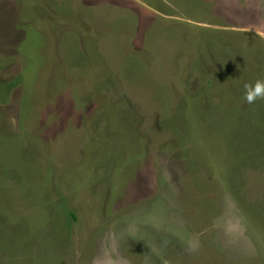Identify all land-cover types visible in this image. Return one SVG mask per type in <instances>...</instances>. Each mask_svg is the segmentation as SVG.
I'll return each mask as SVG.
<instances>
[{
    "label": "rangeland",
    "instance_id": "obj_1",
    "mask_svg": "<svg viewBox=\"0 0 264 264\" xmlns=\"http://www.w3.org/2000/svg\"><path fill=\"white\" fill-rule=\"evenodd\" d=\"M257 79L264 0H0V264H264Z\"/></svg>",
    "mask_w": 264,
    "mask_h": 264
},
{
    "label": "clouds",
    "instance_id": "obj_2",
    "mask_svg": "<svg viewBox=\"0 0 264 264\" xmlns=\"http://www.w3.org/2000/svg\"><path fill=\"white\" fill-rule=\"evenodd\" d=\"M242 99L248 104H254L258 100H264V79H257L254 83L244 84Z\"/></svg>",
    "mask_w": 264,
    "mask_h": 264
},
{
    "label": "trees",
    "instance_id": "obj_3",
    "mask_svg": "<svg viewBox=\"0 0 264 264\" xmlns=\"http://www.w3.org/2000/svg\"><path fill=\"white\" fill-rule=\"evenodd\" d=\"M13 82L15 83L16 81L14 80Z\"/></svg>",
    "mask_w": 264,
    "mask_h": 264
}]
</instances>
